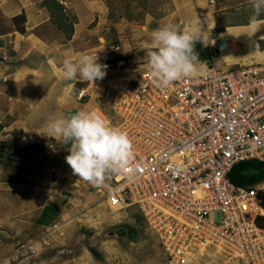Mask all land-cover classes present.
I'll return each mask as SVG.
<instances>
[{
  "label": "built area",
  "instance_id": "obj_1",
  "mask_svg": "<svg viewBox=\"0 0 264 264\" xmlns=\"http://www.w3.org/2000/svg\"><path fill=\"white\" fill-rule=\"evenodd\" d=\"M120 48L112 44L108 50ZM91 88L79 87L77 98L88 97ZM101 98L106 104L97 112L128 132L134 155L127 174L96 188L99 200L109 209L138 208L157 235L160 264H190L204 253L264 264V186L229 178L238 162L264 161V61L224 67L211 62L195 78L167 88L146 66L134 77L112 75ZM28 132L35 141L37 131ZM45 147L42 174L52 178L64 169L76 185L88 184L66 163L67 145L60 149L49 141ZM56 227H45L13 256L49 245Z\"/></svg>",
  "mask_w": 264,
  "mask_h": 264
},
{
  "label": "crops",
  "instance_id": "obj_2",
  "mask_svg": "<svg viewBox=\"0 0 264 264\" xmlns=\"http://www.w3.org/2000/svg\"><path fill=\"white\" fill-rule=\"evenodd\" d=\"M58 1L74 18L73 32L69 38L52 22L49 9L43 0H0L11 22L8 29L0 31V122L3 124L0 130V144L2 141L10 152L33 142L26 135L31 129L36 130L38 134L34 142L46 145L50 140L54 146L62 149L65 144L61 138L52 137L47 132L46 125L51 117L67 116L80 110L97 111L101 102L103 103L101 96L104 94L107 79L120 74L134 77L147 66V62H131V45L133 48L150 47L151 32L155 29L153 26H131L129 40L132 42L129 45L123 41L125 35L121 32V23L108 26V7L105 0ZM21 13L24 14V21L14 23L12 17ZM89 25L93 27L90 28ZM18 27H23V30ZM112 44H120V50L109 51L108 48ZM83 53L97 54L99 62L107 65L105 77L92 83L82 82L79 78L76 81L63 80V61L66 58L76 60ZM257 57L260 58L259 61H264V56ZM236 63L252 62L243 63L237 58L223 57L222 64L225 66ZM86 85L92 86L88 97L78 99L77 89ZM65 89L69 90L66 92ZM62 174L64 173L58 171L55 175L57 177L48 178L41 173L39 162H36L25 175L23 183H14L7 180V171L0 165V264H12L16 258L13 256L18 246H14L15 240L19 239L17 234L31 227L30 216L39 215L47 203L62 202L63 195L68 193L62 192L60 188L58 178ZM88 184L92 200L87 210L94 209L96 201L104 205L99 200L97 187ZM86 193L87 191L84 195ZM61 210L64 211L59 207L58 213L61 214ZM74 219L77 217H72L68 224ZM42 226L45 225L38 223L36 230ZM60 239V235L54 234L51 242H59ZM190 264L238 262L204 253L199 260H193Z\"/></svg>",
  "mask_w": 264,
  "mask_h": 264
},
{
  "label": "rangeland",
  "instance_id": "obj_3",
  "mask_svg": "<svg viewBox=\"0 0 264 264\" xmlns=\"http://www.w3.org/2000/svg\"><path fill=\"white\" fill-rule=\"evenodd\" d=\"M105 4L108 7L107 14L112 10L113 16L112 20L108 18V26L121 23V32L125 35L123 41L129 45L132 42L129 40L131 26L135 28L134 25L137 24L148 27L150 25L156 29L171 23L180 29H191L208 39L209 44L206 47L199 42L196 44V51L205 65L214 62L218 67H224L225 65L222 64L224 56L240 59L243 63L259 62L260 58L257 55L264 56V18L259 19V30L255 31L254 35H248L251 30L250 17L252 16L249 0H213L212 2L210 0H132L129 3H123L120 0H105ZM66 13L72 17L69 11ZM121 14L123 15L119 17L118 15ZM10 25L6 8L0 3V31L8 29ZM108 35L112 37L111 34ZM223 39L233 41L231 49L214 52V47ZM150 48L151 46L133 48L131 45L133 53L130 55L131 62H134L133 64L146 63L145 53ZM204 48L213 51L212 57L211 55L205 56V51H201ZM238 65L240 64L236 63L231 66ZM105 104V99H103L101 105L105 106ZM0 150H4V157L10 155V151L7 150L6 145L2 144V141ZM43 153L44 151L38 153L35 162L40 164ZM25 169L26 167H22L20 171L23 172ZM62 171L65 170L61 169V173ZM67 176L62 174L58 178L61 191L68 192L63 195L62 202H59L64 211L61 210L62 213L59 212L52 223L42 226L39 230H36L39 215L30 213L29 225L31 224V227L17 234L19 239L16 238L14 246L38 237L45 227L53 223H57L58 228L56 227L55 235L60 233L61 239L45 247L39 246L36 253L16 256L12 264H160L161 247L152 229L134 214L109 209L102 203L98 204V201L95 202L97 205L94 209L87 210L92 200L89 184L76 185L72 174L67 173ZM257 185L264 186V180ZM72 217H77V219L68 224ZM215 217L218 218V212H215ZM119 226L132 227L133 235L120 237L107 234L112 230L116 232ZM125 230L128 232L131 228Z\"/></svg>",
  "mask_w": 264,
  "mask_h": 264
},
{
  "label": "clouds",
  "instance_id": "obj_4",
  "mask_svg": "<svg viewBox=\"0 0 264 264\" xmlns=\"http://www.w3.org/2000/svg\"><path fill=\"white\" fill-rule=\"evenodd\" d=\"M254 35L259 30V18L264 16V0H249ZM151 48L146 51L147 69L160 87L167 88L182 78H195L206 70L196 51V44H209L208 39L191 29H180L168 23L153 29ZM107 65L97 54H81L76 60L66 58L61 78L67 81L94 82L106 75ZM69 89H65L67 92ZM52 137L61 138L69 154L65 157L74 175L92 184L103 186L112 176L127 174L134 155V145L128 132L111 124L97 111L80 110L73 114L51 117L46 125Z\"/></svg>",
  "mask_w": 264,
  "mask_h": 264
},
{
  "label": "trees",
  "instance_id": "obj_5",
  "mask_svg": "<svg viewBox=\"0 0 264 264\" xmlns=\"http://www.w3.org/2000/svg\"><path fill=\"white\" fill-rule=\"evenodd\" d=\"M120 1H122L123 3H129L132 0H120ZM43 3L49 9V14L52 22L56 25L58 29L63 30L66 36L69 38L73 32L74 18L68 16L66 10L64 9L63 4L58 0H43ZM122 15L123 14L118 16L120 17ZM107 17L111 20L113 19L112 10L109 12V14H107ZM261 18H264V16L260 17L259 19ZM12 21L17 24L19 21L23 22L24 14L21 13L16 16H13ZM18 28L21 31L23 30V27H18ZM203 50L205 51L204 53L206 57H208V55H211L212 57L213 54L212 50H208L207 48H204L201 51ZM100 106L103 105L100 104ZM2 127L3 124L0 122V130L2 129ZM44 149H45V145L43 143L33 141L31 144H28L27 146L13 150L12 152H10V155L17 157L20 156L23 158L22 162H17V163L6 161L5 157L3 156L5 153L3 152L4 150L3 151L0 150V153L3 154L0 157V165L3 169L7 171V177H6L7 180L14 183H23L25 181V175L31 171L32 165L36 163L35 160L38 156V153H42ZM22 167H26V169L23 172L20 171ZM229 178L233 183L237 185H243L246 187L255 186L256 184L264 180V161L250 159V160H244L238 162L234 164L233 167L231 168L229 172ZM59 207H60L59 203H55V202L47 203L40 211V214L38 216V223L44 225L48 223H52V221L59 215L58 213ZM126 212L130 214L131 213L134 214L137 218H140V221L146 224L136 206L134 205L129 206L126 209ZM126 228H131V230L126 232L125 230ZM116 229H117L116 232L112 230L107 234L116 235L120 237L133 235L132 227L119 226ZM119 230L121 231L120 233L118 232ZM23 242L19 244H22Z\"/></svg>",
  "mask_w": 264,
  "mask_h": 264
},
{
  "label": "water",
  "instance_id": "obj_6",
  "mask_svg": "<svg viewBox=\"0 0 264 264\" xmlns=\"http://www.w3.org/2000/svg\"><path fill=\"white\" fill-rule=\"evenodd\" d=\"M232 45H233V41L232 40L223 39L214 47V52H223V51L229 50V49H231ZM2 155L3 154L0 153V157ZM5 158H6V161L13 162V163H17V162H22L23 161V158L20 157V156L15 157V156H11V155H6Z\"/></svg>",
  "mask_w": 264,
  "mask_h": 264
}]
</instances>
